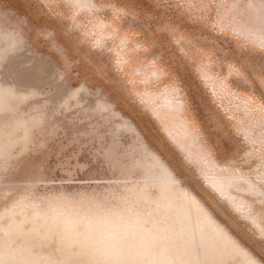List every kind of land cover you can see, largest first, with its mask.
<instances>
[{
	"label": "rangeland",
	"instance_id": "obj_1",
	"mask_svg": "<svg viewBox=\"0 0 264 264\" xmlns=\"http://www.w3.org/2000/svg\"><path fill=\"white\" fill-rule=\"evenodd\" d=\"M0 264H264V0H0Z\"/></svg>",
	"mask_w": 264,
	"mask_h": 264
},
{
	"label": "water",
	"instance_id": "obj_2",
	"mask_svg": "<svg viewBox=\"0 0 264 264\" xmlns=\"http://www.w3.org/2000/svg\"><path fill=\"white\" fill-rule=\"evenodd\" d=\"M177 126H180L181 127V131H182V133H181V135H188V130H187V125H186V123H185V121H183V119H178V121H177ZM180 151V150H179ZM180 153H181V151H180ZM181 155L183 156V159L185 160V161H188V160H186V158H185V156L181 153ZM223 172V171H222ZM222 172H219V171H217V173H222ZM224 173V172H223ZM224 177H226V176H223V183H221V184H219V187L221 186V187H225V188H227V186L229 185V182L227 181L228 179H227V177L226 178H224ZM206 185V184H205ZM208 186V185H207ZM210 188V187H209ZM211 189H213V188H211ZM220 189V188H219ZM218 196V195H217ZM220 196V195H219ZM221 199H222V197H221Z\"/></svg>",
	"mask_w": 264,
	"mask_h": 264
}]
</instances>
